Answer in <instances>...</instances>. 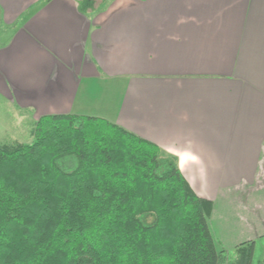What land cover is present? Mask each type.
Wrapping results in <instances>:
<instances>
[{
  "label": "crops",
  "instance_id": "crops-1",
  "mask_svg": "<svg viewBox=\"0 0 264 264\" xmlns=\"http://www.w3.org/2000/svg\"><path fill=\"white\" fill-rule=\"evenodd\" d=\"M0 97L154 143L221 248L264 240V0H0Z\"/></svg>",
  "mask_w": 264,
  "mask_h": 264
},
{
  "label": "trees",
  "instance_id": "trees-1",
  "mask_svg": "<svg viewBox=\"0 0 264 264\" xmlns=\"http://www.w3.org/2000/svg\"><path fill=\"white\" fill-rule=\"evenodd\" d=\"M31 137L0 144V264H253L256 242L221 248L213 202L154 143L74 114Z\"/></svg>",
  "mask_w": 264,
  "mask_h": 264
},
{
  "label": "rangeland",
  "instance_id": "rangeland-1",
  "mask_svg": "<svg viewBox=\"0 0 264 264\" xmlns=\"http://www.w3.org/2000/svg\"><path fill=\"white\" fill-rule=\"evenodd\" d=\"M20 114L25 115L23 119H18L20 115L14 111L10 103L0 97V144L33 142L31 130L34 121L26 115L25 111ZM66 162H61V165L67 170L73 169ZM233 250L228 252L232 253ZM262 262H264V240H259L253 264H261Z\"/></svg>",
  "mask_w": 264,
  "mask_h": 264
}]
</instances>
